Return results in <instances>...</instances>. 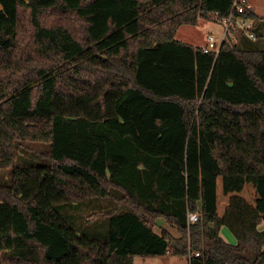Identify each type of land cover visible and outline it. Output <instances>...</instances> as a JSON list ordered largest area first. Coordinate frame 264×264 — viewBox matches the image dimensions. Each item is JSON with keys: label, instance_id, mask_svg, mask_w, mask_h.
Here are the masks:
<instances>
[{"label": "trees", "instance_id": "1", "mask_svg": "<svg viewBox=\"0 0 264 264\" xmlns=\"http://www.w3.org/2000/svg\"><path fill=\"white\" fill-rule=\"evenodd\" d=\"M230 16L258 41L176 38ZM258 22L247 0H0V264H264ZM90 198L126 209L103 241L56 210Z\"/></svg>", "mask_w": 264, "mask_h": 264}, {"label": "rangeland", "instance_id": "2", "mask_svg": "<svg viewBox=\"0 0 264 264\" xmlns=\"http://www.w3.org/2000/svg\"><path fill=\"white\" fill-rule=\"evenodd\" d=\"M251 8L255 10L258 15L259 22L257 29L261 38H259V45L264 48V0H247ZM226 26L215 19H201L198 25L191 26L186 25L180 28L177 39L186 43H191L196 47H202L207 43V37L212 34L219 40L225 35ZM236 34H233L231 40L235 41ZM257 41H258V36ZM255 42V41H254ZM23 159H26L22 155ZM22 165H36L45 166L47 162L31 156L29 160H24ZM10 178L8 171H0V181L7 182ZM122 204H117L113 199L102 198H90L84 201H72L67 205L56 206V210L60 213L66 223L75 229L80 235H85L91 239L105 240L109 231V221L107 217L109 214L126 210L121 207ZM120 210V211H119ZM107 216V217H106ZM159 224L163 227H167L164 220H160ZM169 228V227H168ZM260 229H264V223L260 226ZM159 230V229H157ZM173 234L178 236L174 229H171ZM223 237L230 243H234L233 239H229L232 235L227 228L222 230ZM162 257H135V264H159V260ZM169 258V257H167ZM178 264H186L189 258L177 257Z\"/></svg>", "mask_w": 264, "mask_h": 264}, {"label": "built area", "instance_id": "3", "mask_svg": "<svg viewBox=\"0 0 264 264\" xmlns=\"http://www.w3.org/2000/svg\"><path fill=\"white\" fill-rule=\"evenodd\" d=\"M235 7L237 8L239 13L244 12V6L238 3H235ZM226 26V32L225 35L222 37L221 40L210 34L207 39V43L204 45V52H215L216 54H219L222 44L227 36V33L233 29L234 27H239L241 30H243L248 38L255 41L257 39L256 34L254 32V22L253 21H241V20H235L232 16L229 18H225L221 21ZM200 215L198 214H190L189 215V224L193 225L199 221ZM199 253H196L195 256H199Z\"/></svg>", "mask_w": 264, "mask_h": 264}, {"label": "crops", "instance_id": "4", "mask_svg": "<svg viewBox=\"0 0 264 264\" xmlns=\"http://www.w3.org/2000/svg\"><path fill=\"white\" fill-rule=\"evenodd\" d=\"M179 32V31H178ZM178 34V33H177ZM176 38H177V36H176ZM207 39H208V37H207ZM181 41V40H180ZM207 41V40H206ZM182 42H184V41H182ZM186 43V42H185ZM188 44H191V43H188ZM206 44V43H205ZM192 45V44H191ZM194 46V45H193ZM194 47H196V46H194ZM230 233V232H229ZM229 239H233L234 241H235V243H236V240H235V238L233 237V236H231ZM234 244V243H233ZM138 257V256H137ZM140 257H143V256H140ZM178 258H167V257H162L161 258V260H159V264H178ZM186 264H189V262L187 261L186 262Z\"/></svg>", "mask_w": 264, "mask_h": 264}]
</instances>
